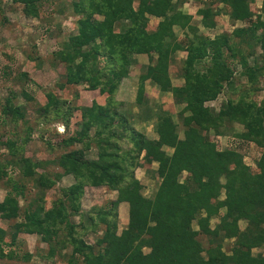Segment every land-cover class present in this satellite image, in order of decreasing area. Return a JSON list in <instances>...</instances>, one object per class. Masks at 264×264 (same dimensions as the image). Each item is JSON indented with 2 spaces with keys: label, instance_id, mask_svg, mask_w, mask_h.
I'll return each instance as SVG.
<instances>
[{
  "label": "trees",
  "instance_id": "trees-1",
  "mask_svg": "<svg viewBox=\"0 0 264 264\" xmlns=\"http://www.w3.org/2000/svg\"><path fill=\"white\" fill-rule=\"evenodd\" d=\"M56 1L13 0L23 7L27 18L38 19ZM197 1L203 5L197 14L205 29L217 27L221 4L234 24L247 26L214 38L201 34L193 14L184 10L189 0H139L138 6L137 0L73 2L77 33L54 52L65 76L59 87L63 91L87 85L90 91H99L105 103L75 106L56 92L46 93V103L37 109L38 125L61 122L68 130L76 113L81 115L75 134L56 145L82 147L54 160L36 161L25 154L32 140L30 126L21 144L0 138V146L9 155L0 158V183L6 191L0 201V219L14 223L10 241L9 232L0 228V260L30 262L31 254L21 257L17 253L19 238L37 235L49 246L45 260L60 257L67 264H264V99L258 103L250 98L261 91L259 80L264 77V0L260 14L253 8L259 0H219L214 5ZM151 18L159 19L152 31ZM176 28L185 33L186 43L179 42ZM257 48L262 50L263 61L256 57ZM180 51L187 53L185 83L173 86L170 66ZM139 55H147L150 63L140 75L136 102L146 108L145 118L157 117L154 139L137 130L119 110L122 103L116 101ZM236 61L252 88L238 99L231 94L218 112L208 104L228 86L231 92L239 91ZM27 77L26 73L20 75L21 80ZM147 82L171 93L183 107V138L170 114L154 112L145 103ZM21 93L26 101L34 100L26 90ZM18 97L12 92L5 100L4 124L28 125L27 106L16 103ZM236 124L244 132L235 137L262 151L255 173L239 151L241 144L222 150L210 137L211 132L227 136V128ZM45 144L49 151L56 148L53 141ZM93 150L96 158L91 159ZM50 164L61 171L52 176L46 168ZM153 164H157L155 174L161 183L149 199L135 173L142 167L150 170ZM66 176L75 182L58 188ZM89 188H107L118 196L106 206L85 212L82 201ZM52 190L60 194L53 200L48 198ZM29 192L35 196H28ZM122 203L129 205L125 225L120 224ZM213 219L218 220L214 227ZM241 222L246 223L245 228ZM87 237H93V243ZM227 241H232L229 250L225 249Z\"/></svg>",
  "mask_w": 264,
  "mask_h": 264
},
{
  "label": "rangeland",
  "instance_id": "rangeland-1",
  "mask_svg": "<svg viewBox=\"0 0 264 264\" xmlns=\"http://www.w3.org/2000/svg\"><path fill=\"white\" fill-rule=\"evenodd\" d=\"M76 0H58L56 4L49 5L48 8L42 12V19L27 18L23 12V7L13 2V0H0V138L17 140L19 144L29 135L28 126L32 129V140L26 145L25 154L32 157L34 160H54L59 158L62 154L71 150H78L82 146L76 144L73 147L67 148L62 145H56L62 138H69L78 130L81 121L80 112L76 113L72 120V127L66 129L61 122H48L38 125L39 114L38 108L46 103V93L49 91L56 92L62 98L69 99L75 106H91L93 101H102L103 96L99 91H90L87 85L83 86H69L61 91L59 84L65 81L63 76V66L54 59V52L62 48V44L69 39L73 34L77 33V14L75 13L73 2ZM207 4H219V0H206ZM139 0L136 2L138 6ZM217 6V5H216ZM222 9L218 25L213 30H207L201 24V18L197 12L203 5L197 0H189L185 5L184 10L187 13L193 14L194 24L198 26L201 34L214 38L217 35L228 33L231 34L236 28L246 27L247 23H233L227 15V8L221 4ZM262 0L257 1L253 8L256 14L261 13ZM159 19L151 18L149 29L152 31L156 28ZM176 34L179 42L186 43L187 39L185 33L176 28ZM238 41V40H237ZM245 53L249 52L248 46L244 45ZM256 57L261 59L262 50L257 48ZM187 57L185 51H180L174 57L170 66V77L173 86H182L185 81L183 79V62ZM150 63L147 55L136 56V63L131 67L130 76L126 78L116 97V101L122 103L119 105V110L125 112L133 121L134 127L145 133L149 138H157L156 123L157 117L147 119L144 110L146 108L139 107L136 102L139 78L142 72L145 71L146 66ZM253 63V57L251 62ZM236 67V86L239 91L231 92L229 86L225 88L222 94L216 101L210 102L208 105L216 111H220L222 106L226 104L231 96L232 98H239L240 95L252 88L249 85L247 78L241 76L242 67L239 61L235 62ZM26 73L28 77L21 80L20 75ZM261 91H256L250 96L251 99L260 103L264 99V77L260 78L259 86ZM26 90L34 100L26 101L21 92ZM12 92L19 94L16 103L25 104L27 106V124L21 123L15 126L12 123L4 124L2 114V107L5 100L11 96ZM78 96V97H77ZM145 103L154 109V112L161 114H170L174 121L178 124L181 138L184 137V127L180 112L182 106L175 103L172 94L161 92L151 82L146 83V97ZM144 107V106H143ZM227 136L218 137L211 132L210 137L217 143L219 149H232L237 144L240 145V153L244 155L245 163L255 173L258 171L257 161L260 159L262 151L255 144L238 139V134L244 132L243 126L240 124L234 125L232 128H227ZM236 138V140L234 139ZM20 139V140H18ZM53 141L56 145L54 150L49 151L46 146V141ZM44 141V142H43ZM169 153L172 150H168ZM8 157V151L5 147L0 146V158ZM4 157V158H6ZM89 158H96V151L89 153ZM52 176L61 170L55 164H50L46 167ZM157 164H153L151 171L147 168H138L136 170V177L141 181L144 188V196L152 199L161 183V180L156 176L155 171ZM16 173V172H15ZM186 173L182 176V180L186 178ZM75 182L72 176H66L58 184V188H65ZM33 184L30 183L29 187ZM59 190H52L48 193V198L53 200L60 196ZM6 191L0 183V201L5 197ZM28 196H35V193H27ZM117 192H113L107 188H89L82 201V207L85 212L90 211L94 207L106 206L110 201L117 199ZM31 198V197H29ZM20 204L23 206L25 202L22 200ZM129 206L128 204H126ZM120 224L125 225L128 221L129 208H125V204L120 205ZM23 218V217H22ZM21 218V219H22ZM19 219L18 221H21ZM80 218L75 217L74 221L79 222ZM218 220H212V227L217 224ZM14 223H9L0 219V228L9 232L8 241H10L11 227ZM195 229H198L197 224H194ZM241 227L245 228L246 223L241 222ZM93 237H87L86 240L93 243ZM20 247L17 248V253L21 257L29 253L32 255L30 262L23 260H0V264H67L60 257H56L53 261H48L43 256L48 254L49 246L41 242L37 235H20ZM201 240L206 244L205 238ZM232 242V241H231ZM230 241L225 243V249L229 250ZM255 250V253L261 252ZM148 252V250H147Z\"/></svg>",
  "mask_w": 264,
  "mask_h": 264
},
{
  "label": "crops",
  "instance_id": "crops-1",
  "mask_svg": "<svg viewBox=\"0 0 264 264\" xmlns=\"http://www.w3.org/2000/svg\"><path fill=\"white\" fill-rule=\"evenodd\" d=\"M189 14H190V13H189ZM175 31H176V29H175ZM169 94H171V93H169ZM102 100H104V101H105V97H103V98H102ZM97 102H100L101 104L105 103V102L98 101V100H97ZM71 185H72V184H71ZM142 185H143V184H142ZM122 204H125V208H126V207H128V208H129V206H127V205H126L127 203H122ZM122 204H121V205H122ZM128 218H129V216H128Z\"/></svg>",
  "mask_w": 264,
  "mask_h": 264
}]
</instances>
